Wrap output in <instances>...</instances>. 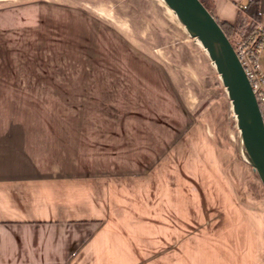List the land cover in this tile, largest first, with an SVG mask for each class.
<instances>
[{
	"label": "rangeland",
	"instance_id": "374dc122",
	"mask_svg": "<svg viewBox=\"0 0 264 264\" xmlns=\"http://www.w3.org/2000/svg\"><path fill=\"white\" fill-rule=\"evenodd\" d=\"M166 10L160 0H0V76L37 95L20 100L35 114L21 121L50 113L46 122L97 129L105 144L123 124L158 127V162L132 178L158 172L164 221L179 222L164 235L179 234L184 254L215 221L243 219L240 205L264 209V186L242 159L217 71Z\"/></svg>",
	"mask_w": 264,
	"mask_h": 264
},
{
	"label": "crops",
	"instance_id": "0c3cea01",
	"mask_svg": "<svg viewBox=\"0 0 264 264\" xmlns=\"http://www.w3.org/2000/svg\"><path fill=\"white\" fill-rule=\"evenodd\" d=\"M206 1L236 28L252 0ZM260 13L264 23V0ZM35 94L21 91L19 78L0 76V264H180L181 236L164 235V227L179 232V222L164 221L158 172L132 178L158 162V127L123 124L100 143L99 130L46 122L50 113L21 121V113L35 114L20 100ZM119 171L128 177L116 179ZM239 208L243 219L193 235L182 259L264 264V209Z\"/></svg>",
	"mask_w": 264,
	"mask_h": 264
},
{
	"label": "water",
	"instance_id": "95a60500",
	"mask_svg": "<svg viewBox=\"0 0 264 264\" xmlns=\"http://www.w3.org/2000/svg\"><path fill=\"white\" fill-rule=\"evenodd\" d=\"M163 2L215 66L236 118L242 159L264 186V116L233 43L201 0Z\"/></svg>",
	"mask_w": 264,
	"mask_h": 264
},
{
	"label": "built area",
	"instance_id": "2783aa9c",
	"mask_svg": "<svg viewBox=\"0 0 264 264\" xmlns=\"http://www.w3.org/2000/svg\"><path fill=\"white\" fill-rule=\"evenodd\" d=\"M232 43L264 116V23L256 22L247 32L236 34Z\"/></svg>",
	"mask_w": 264,
	"mask_h": 264
},
{
	"label": "trees",
	"instance_id": "16d2710c",
	"mask_svg": "<svg viewBox=\"0 0 264 264\" xmlns=\"http://www.w3.org/2000/svg\"><path fill=\"white\" fill-rule=\"evenodd\" d=\"M204 5L210 10L208 3L206 0H201ZM243 12L245 13L246 16H244L241 21H240V25L237 26L236 28L228 25L225 22H221L218 20V22L220 23L221 27L223 28V30L225 31V33L227 34V36L230 38L231 42H233V37L234 35L238 34V33H242L240 32V27L245 25V32H247L252 25H254L256 22L260 21L261 18V13H260V0H252L246 7L245 9H243Z\"/></svg>",
	"mask_w": 264,
	"mask_h": 264
},
{
	"label": "bare ground",
	"instance_id": "6f19581e",
	"mask_svg": "<svg viewBox=\"0 0 264 264\" xmlns=\"http://www.w3.org/2000/svg\"><path fill=\"white\" fill-rule=\"evenodd\" d=\"M161 1V3H164L163 2V0H160ZM164 5H165V3H164ZM165 7H166V11L170 14V15H174V13L165 5ZM175 16V15H174ZM176 17V16H175ZM176 20H177V18H176ZM181 24V23H180ZM181 26L182 27H184L182 24H181ZM185 29V28H184ZM195 41V43H196V45L199 47V48H201L203 51H204V54H206V56L209 58V56H208V54H207V52L205 51V49L203 48V46L201 45V43L200 42H198V41H196V40H194ZM211 64H212V62H211ZM212 67L215 69V66L212 64ZM216 70V69H215ZM220 78V77H219ZM234 119L236 120V118H235V115H234Z\"/></svg>",
	"mask_w": 264,
	"mask_h": 264
}]
</instances>
